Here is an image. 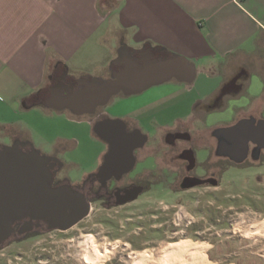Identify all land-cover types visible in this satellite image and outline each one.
<instances>
[{"label":"crops","instance_id":"obj_1","mask_svg":"<svg viewBox=\"0 0 264 264\" xmlns=\"http://www.w3.org/2000/svg\"><path fill=\"white\" fill-rule=\"evenodd\" d=\"M121 46L135 52L147 48L161 58L186 57L196 67L195 80L186 84L198 86L199 92L185 100L179 85L168 82L119 102L124 107L120 110L128 108L121 117L118 103L105 114L155 132L196 114L205 123L194 142L195 135L204 134L208 145L207 130L220 128L221 134L235 117L253 113L257 83L252 65L257 57L264 61V0H0V128L27 134L32 143L38 117L66 111L47 105L51 76L60 72L74 80L107 79ZM243 70L248 72L243 87L224 91L229 79ZM214 103L216 108L207 112ZM64 118L67 128L54 140L77 142L76 124L82 119ZM84 120L91 136L104 144L96 161L100 163L108 141L95 132L94 119Z\"/></svg>","mask_w":264,"mask_h":264},{"label":"rangeland","instance_id":"obj_2","mask_svg":"<svg viewBox=\"0 0 264 264\" xmlns=\"http://www.w3.org/2000/svg\"><path fill=\"white\" fill-rule=\"evenodd\" d=\"M108 38L103 39L106 44L111 43ZM52 83L53 79L49 87ZM170 83L179 85L178 93L182 99L191 100L198 96V86L194 88L193 84L176 80ZM126 99L118 95L105 108L112 109L118 103L116 109L121 117L128 108L120 110L124 107L119 102ZM202 110L205 109L202 108L198 114ZM55 113L37 118L38 131L32 133V145L46 155L60 150L55 152L66 162L65 170L70 181L77 184L97 168V157L104 144L97 136H91L90 127L84 120L88 118L78 120L76 124L80 129L77 142L54 140V136L67 128L64 117H75L68 110L62 116ZM244 117L230 121L220 138L215 136L220 128L207 130L210 142L206 148L203 147L206 135H195L198 165H203L206 160V169H197L198 176L202 177L199 178L202 183H197L199 185L187 183L180 186L177 176L170 175L175 162L171 159L172 151L164 137L165 132L140 126L149 136L131 176H150L149 179L146 177L147 181L157 184L124 207L111 210L98 206L88 218L69 231L50 230L10 239L0 245V264H88L85 254L89 246L105 253L101 264H138L135 256L140 253L151 257L144 264H161L157 259L164 249L182 242L206 244L204 254L213 264H264V232H255L264 222V161L248 160L235 165L227 156L233 155L232 138L242 132L232 133L228 129L245 119L248 121L243 125L249 127L250 120L246 114ZM178 126L188 131L192 137L189 143L193 144L194 134L200 132L204 124L191 118L190 122H181ZM18 133L10 127L0 128V142L12 144L19 138L24 144L28 143L25 148H32L30 136ZM210 145H216V149H211ZM217 164L222 166L221 171L214 168ZM213 170L217 174H212ZM208 176L212 179L207 180Z\"/></svg>","mask_w":264,"mask_h":264},{"label":"water","instance_id":"obj_3","mask_svg":"<svg viewBox=\"0 0 264 264\" xmlns=\"http://www.w3.org/2000/svg\"><path fill=\"white\" fill-rule=\"evenodd\" d=\"M113 63L121 68L115 69L107 79L83 76L76 81V87L75 84L60 85L49 96L48 107L56 111L69 110L76 116L94 114L118 95H138L173 80L192 83L196 77V67L186 57L161 58L147 48L135 52L122 46ZM118 121L100 123L94 130L111 144L113 153L124 149L127 157L133 156L135 148L145 143L146 135L142 134L138 143H130L128 135L124 134L125 123ZM245 122L228 130L238 133ZM115 124L118 134L111 135L107 127ZM109 158L114 159L113 155ZM48 159L36 148L0 147V245L9 240L13 223L27 215L49 221L51 229L67 230L89 214L90 204L71 185L50 186L52 173L44 168ZM131 192L133 195L122 203L138 197L137 189Z\"/></svg>","mask_w":264,"mask_h":264},{"label":"flooded vegetation","instance_id":"obj_4","mask_svg":"<svg viewBox=\"0 0 264 264\" xmlns=\"http://www.w3.org/2000/svg\"><path fill=\"white\" fill-rule=\"evenodd\" d=\"M121 48L122 46L119 48L118 53L120 52ZM118 57L119 54L117 55L116 58ZM252 66H253V75H252L253 80H256L255 82L257 83L255 84L257 86L256 87L257 92L254 95V110L252 115H250L249 117L250 120L249 127L248 126L245 127L243 125V128L239 130V132L242 130L241 134L238 137L232 136L233 137L232 143L234 147L231 150V152L233 153V155L231 156L232 158L229 157V159L231 161H234L235 165H241L248 160L251 161L254 160L257 162L260 160L264 161V61L260 57H257L254 60ZM118 68H121V65H116L115 69ZM52 79H53V83L51 87H49V89L51 88L50 90H52V93L50 95H52L53 92H55L56 89L63 84L67 86H70L71 84H75L76 87V80H74L70 76H66V74L62 75V73H59L56 76L54 74L51 76V80ZM247 80H248V72L246 70H243L235 74L231 79H229L224 91L233 92L240 90ZM106 106L100 107L94 114H85L82 116H76L69 110L68 111L78 119H84V118L94 119L95 126L100 123L102 124L106 123L109 120H119V121L122 120L125 123L123 119L110 118L109 115L105 114ZM216 106L217 103H214L210 107H207V112L213 110V108H216ZM204 109L206 111V106ZM193 118L196 119L197 121L202 122L203 124L205 123V119L203 118L197 119L196 114L194 115ZM190 120L191 119H186L184 122H190ZM245 120L248 121V119ZM117 124L113 125V127L112 125L107 127L111 135L118 134L119 128ZM179 128L180 127L177 124L168 130H163V132H165L164 137L171 147V151H172L171 159L172 161L175 162V164L171 166L170 175L172 174L174 176H177V179L180 180L179 182L180 186L186 185L187 183H196V184L200 182L202 183V181H200L199 179L202 177L198 176L197 169L201 167H204L206 169V160L202 163L203 165H198L197 156L195 154L196 149L194 148L196 142L190 144L189 142L191 141L192 138L191 135L188 133V131H184ZM124 134L128 135L130 143L136 144L138 143L139 140L142 139L143 137L142 134L146 135L147 132L141 130L139 127L136 126L132 127L125 123ZM219 135L221 136L222 134H218V133L215 134L216 137L220 138ZM6 137L10 139L9 136ZM243 139L247 142L246 144L242 142ZM146 141L144 144L137 146L134 150V155L129 157L126 156L124 149H119L113 153L112 146L108 142V147L106 149V152L103 156L102 161L98 164L97 168H93V170L87 173V177L86 178L83 177L77 184H73L70 181V178H68L67 172L65 170L66 162L63 160L62 157H60L61 156L60 154L56 153L57 151L60 150L58 149H56L57 151L53 150V153H51V155L44 154L45 156L49 157V159L45 163L44 168L52 173V180L50 182V186L52 188H60L65 184L71 185L73 190H76L79 193L83 194L86 198V201L90 204L89 214L67 230H62L58 228L51 229L52 223H50L49 221L33 218L30 215H27L21 219L16 220L13 223L12 225L13 232L9 240L13 238L25 237L38 232H46L50 230L66 232L75 228L86 218H88L95 209H98V206L102 207L103 209L112 210L114 207H124L136 201L141 194H143L151 186H154V184H157L154 182L147 181L150 176L147 177L146 175L142 176L138 174L135 175L134 177L131 176V173L133 172L136 163L138 161V155L146 145ZM26 144L20 141L19 138H16L14 139L12 144L11 142L9 144L0 142V147L4 145H9V146L19 145L26 150L35 148L33 147L31 142L30 144L32 148L30 147L25 148L28 147L27 142ZM205 146L206 144L204 143L203 147ZM112 155L114 157L113 160L109 158ZM215 167L217 171L218 170L221 171L222 168L221 165L217 164L214 166V168ZM212 174H217V173H215V170H213ZM146 177L148 179H146ZM207 178H208L207 180L212 179V177L210 176H208ZM134 189L138 190L139 192L138 197L134 200L122 203L123 201L127 200L133 195L131 191Z\"/></svg>","mask_w":264,"mask_h":264},{"label":"bare ground","instance_id":"obj_5","mask_svg":"<svg viewBox=\"0 0 264 264\" xmlns=\"http://www.w3.org/2000/svg\"><path fill=\"white\" fill-rule=\"evenodd\" d=\"M255 232L260 234L264 232V222L256 228ZM206 248V244L203 242L176 243L166 247L157 260L161 264H213L208 261L204 254ZM106 252H108V250ZM104 256H106L105 253L100 252L93 246H89L85 254V261L88 264H99ZM150 259L151 257L146 253H140L135 256V262L138 264H144Z\"/></svg>","mask_w":264,"mask_h":264}]
</instances>
